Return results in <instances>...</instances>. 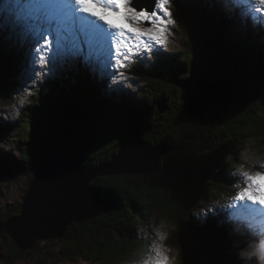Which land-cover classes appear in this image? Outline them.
Listing matches in <instances>:
<instances>
[{
  "label": "trees",
  "instance_id": "1",
  "mask_svg": "<svg viewBox=\"0 0 264 264\" xmlns=\"http://www.w3.org/2000/svg\"><path fill=\"white\" fill-rule=\"evenodd\" d=\"M203 2L212 6L209 14L199 8ZM1 20L0 16V94L9 97L15 89L21 90L16 80L27 71L24 50L28 45L23 40L14 43L12 30L3 28ZM178 24L193 40L183 46L184 57L160 59L152 69L136 72L152 96L145 98L143 106L87 76L79 66L80 54L74 52L63 60L65 74L30 94L28 107L15 122L0 118V137L19 130V159L0 154V167L28 181L41 160L59 145L80 148L83 171L109 161L130 139L161 153L152 176L94 180L91 186L105 206L96 219L66 229L56 253L62 259L128 264L144 250L148 220L159 212L173 221L172 244L178 249V224L190 222L228 239L238 264H264V257L259 258L260 232L230 233L229 220L219 226L209 204L212 197L243 193L244 183L234 169L238 154L250 141L264 147V32L232 34L229 14L215 0H191L180 10ZM41 27L38 23L35 28ZM73 47L83 50L78 43ZM205 82L224 84L228 93L194 121L176 125ZM163 91L166 100L161 98ZM190 210L195 217H204V223ZM7 218L0 216V224ZM137 228H146L147 233L138 235ZM4 235L0 233V238ZM32 250L21 252L11 241L6 254L0 252V264L29 258H36L35 264H55V255L42 257Z\"/></svg>",
  "mask_w": 264,
  "mask_h": 264
},
{
  "label": "rangeland",
  "instance_id": "2",
  "mask_svg": "<svg viewBox=\"0 0 264 264\" xmlns=\"http://www.w3.org/2000/svg\"><path fill=\"white\" fill-rule=\"evenodd\" d=\"M190 1L154 0L153 11L149 12L151 0H1L2 26L12 30L10 37L14 43L23 40L28 45L24 50L28 68L16 80L21 90L15 89L9 97L0 94V118L8 123L15 122L20 112L28 107L30 94L45 82H52L65 74L63 60L71 58L74 52L76 56L80 54L79 66L87 76L95 78L97 83L103 81L119 96L124 95L143 106L145 98L151 100L152 96L136 72L152 69L160 59L184 57L183 46L193 39L180 29L178 15ZM215 1L222 12L229 14L232 34L243 36L264 32V0ZM199 8L208 14L212 10V6L205 2ZM38 23L42 27L36 30ZM262 42L264 44V36ZM74 43L80 44L83 50L77 52ZM161 98L166 100L165 92ZM18 142L19 130L1 136L0 154L5 155V159L18 160ZM237 160L234 169L244 183L243 193L233 197H212L209 204L219 226L226 225L229 220L230 233L255 235L260 232L262 239L257 242L261 259L264 257V147L254 141L247 142ZM28 184L26 176L9 182L0 181V216L19 215ZM190 214L196 216L193 210ZM195 218L200 223L205 221L204 217ZM147 226L148 233L146 228L136 229L138 235L147 233L148 240L144 250L141 249L137 258L132 256L128 264L183 262L181 250L172 244L173 221L155 212ZM195 229L202 239L199 228ZM10 242L6 235L0 238L1 254H6ZM58 244L59 240L38 241L32 254L42 257L53 254L55 264H90L57 256ZM35 261L36 258H29L14 264H35Z\"/></svg>",
  "mask_w": 264,
  "mask_h": 264
},
{
  "label": "water",
  "instance_id": "3",
  "mask_svg": "<svg viewBox=\"0 0 264 264\" xmlns=\"http://www.w3.org/2000/svg\"><path fill=\"white\" fill-rule=\"evenodd\" d=\"M153 11L155 5L151 0ZM141 9V8H140ZM228 88L224 84L205 82L176 125L190 123L204 109L222 102ZM161 153L140 140L130 139L109 161L89 171L82 170L78 146L59 145L40 162L20 206V213L0 224L4 233L21 252L30 251L38 241L59 240L71 224L96 219L105 206L91 184L97 178L152 176L158 170ZM0 181L9 182L14 171L0 167ZM190 222H180L177 242L183 264H238L228 239L216 231L199 228L200 239Z\"/></svg>",
  "mask_w": 264,
  "mask_h": 264
},
{
  "label": "bare ground",
  "instance_id": "4",
  "mask_svg": "<svg viewBox=\"0 0 264 264\" xmlns=\"http://www.w3.org/2000/svg\"><path fill=\"white\" fill-rule=\"evenodd\" d=\"M80 19V18H79ZM83 19V18H82ZM84 20V19H83ZM93 20V19H92ZM92 26V25H89V27Z\"/></svg>",
  "mask_w": 264,
  "mask_h": 264
}]
</instances>
